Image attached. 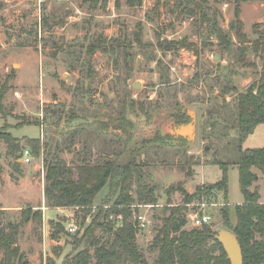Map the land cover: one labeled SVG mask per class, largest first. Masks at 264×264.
<instances>
[{
	"label": "rangeland",
	"instance_id": "1",
	"mask_svg": "<svg viewBox=\"0 0 264 264\" xmlns=\"http://www.w3.org/2000/svg\"><path fill=\"white\" fill-rule=\"evenodd\" d=\"M198 3L98 0L91 6L88 0H0V86L7 82L8 87L0 127L12 125L9 132L20 139L23 152L29 151L25 162L0 140V230L13 234L12 246L18 247L22 261L65 264L67 257L86 247L92 253L82 238L85 228L98 207L111 205L101 204L107 193L103 187L85 217L74 206H49L45 190L55 178L47 176V167L55 158L65 162L56 177L61 179H76L77 166L84 162L136 163L158 197V206L136 212L145 216L144 227L136 232L144 259L139 264H157L151 245L165 216L164 206L186 207L183 191L193 193L197 185L221 178L222 169L213 160L231 161L227 199L234 223V205L243 196L232 163L237 148L231 124L236 93L260 73L263 53L254 52L251 45L264 32V1L241 2L238 13L234 0H206L199 7ZM214 20L231 38L229 50L222 48L212 28ZM97 38L105 44L94 50L89 75L81 63ZM237 47H245L246 62L254 66L239 61ZM121 111L133 123L130 132L116 126ZM180 112L193 116L194 138L161 142V133L172 131L174 114ZM208 120L217 121L215 129L205 125ZM27 138L40 139L38 153H31ZM256 147H264V123L257 124L242 144V149ZM251 170L256 176L249 189L264 202V172L255 166ZM132 186L136 197L134 181ZM204 198L215 203L205 210L218 232L224 192L214 189ZM26 208L40 211V217L24 221ZM190 210L198 207L182 210L184 230L193 228ZM134 215L130 212L128 217L132 222ZM71 218L77 226L74 233L67 231ZM113 219L116 225L122 222L121 216ZM58 225L63 227L60 232ZM95 234L100 236V230Z\"/></svg>",
	"mask_w": 264,
	"mask_h": 264
},
{
	"label": "trees",
	"instance_id": "2",
	"mask_svg": "<svg viewBox=\"0 0 264 264\" xmlns=\"http://www.w3.org/2000/svg\"><path fill=\"white\" fill-rule=\"evenodd\" d=\"M87 1V0H84ZM91 6H95L98 0H88ZM181 1V0H180ZM188 1L189 0H184ZM206 0H200L198 7ZM249 0H234L236 3L235 13L239 11V4ZM264 1V0H258ZM189 13L192 11L188 10ZM209 19V18H208ZM212 28L222 44V48H231V38L225 31L218 27L214 20ZM242 36V35H241ZM183 41V40H182ZM181 41V42H182ZM178 43V42H176ZM105 40L97 38L87 47V57L82 61V68H85L89 75L91 57L95 49L102 47ZM169 46V45H168ZM173 46V45H172ZM170 47V46H169ZM254 52L260 51L262 63L257 79L250 82L246 88L236 94V106L231 127L235 130L233 142L237 148V158L232 163L237 166L240 191L243 201L234 205L235 221L230 218V207L227 199L228 177L227 171L231 161L213 160L222 169L221 178L210 184L197 185L193 193L184 192L185 203L200 201L203 197H209L214 189L224 192V202L221 207L222 229L236 235L242 249V264H264V202L259 201V194L249 189L252 180L255 178L251 167L255 166L264 172V147L242 149L245 139L253 133L257 124L264 123V32L251 45ZM238 58L244 66H254L246 62L245 47H237ZM79 57H77V60ZM195 76L198 77L196 74ZM235 90L234 84L228 87ZM7 82L0 86V112H3V98L7 92ZM135 102L131 99L129 106L133 109ZM122 112V111H121ZM119 114L117 127L130 132L133 123L129 121L124 112ZM179 112V111H178ZM211 112V111H210ZM214 112H217L214 109ZM211 115V114H210ZM180 121L186 119L184 112L174 114ZM211 117V116H210ZM23 123L14 126H21ZM205 125L211 128L216 127L217 121H206ZM12 125L4 124L0 127V140H4L10 153L19 157L23 153V146L18 137L9 132ZM169 137L161 134L160 141L167 143ZM166 140V141H165ZM170 142V141H169ZM26 144L34 153L41 149L39 138H27ZM17 167L18 163L14 162ZM65 162L55 158L47 167V176H52V186L46 188V197L49 206H74L78 211L86 214L92 208L96 194L107 187L105 198L101 204H111L109 207H98L94 219L85 228L83 239L87 246L93 248L91 253L88 247L77 252L72 257H67L65 264H88L91 258L94 264H139L143 262V255L136 245L137 228L134 222L128 219L130 211L127 207L118 206L130 204L134 200L142 203L156 205L158 197L154 194V187L145 181L144 175L138 169L136 163L129 160L119 163L116 160L108 159L102 163L91 165L84 162L77 166L78 175L76 179L56 178L60 169H63ZM135 182V195L131 193L132 184ZM55 189L56 193L52 192ZM185 206H164L165 216L161 220L152 241V248L157 251V264H232L227 258L222 244L216 239L217 231L213 230L210 224H203L184 230L186 219L183 213ZM23 220L40 217V211H32L26 208L22 211ZM122 217V222L116 225L113 218ZM99 229L101 235L95 234ZM63 230L58 225L57 232ZM14 236L11 232L0 230V261L2 264H29L22 261V254L18 247H13Z\"/></svg>",
	"mask_w": 264,
	"mask_h": 264
},
{
	"label": "built area",
	"instance_id": "3",
	"mask_svg": "<svg viewBox=\"0 0 264 264\" xmlns=\"http://www.w3.org/2000/svg\"><path fill=\"white\" fill-rule=\"evenodd\" d=\"M29 151L26 149L22 154H21V159H23L25 162H29ZM215 203L208 202L204 197L196 202V203H186V207H189L190 209L197 206L198 210L197 211H192L190 210L189 213L187 214L188 217L191 219V223L193 227H199L203 224H210L212 222V215L208 211L205 210V207H208L210 205H214ZM129 209V211L132 214H135L136 222H134V226L137 229H141L144 227V220L145 216L142 215L141 213L136 214L137 210L141 207H153V206H158V204L153 205V204H147V203H142V202H136V203H130L124 205ZM77 208V207H76ZM120 217V216H119ZM72 222L67 228L68 232L74 233L77 229L76 223L73 218H71Z\"/></svg>",
	"mask_w": 264,
	"mask_h": 264
},
{
	"label": "water",
	"instance_id": "4",
	"mask_svg": "<svg viewBox=\"0 0 264 264\" xmlns=\"http://www.w3.org/2000/svg\"><path fill=\"white\" fill-rule=\"evenodd\" d=\"M134 87H139L138 83H134ZM190 117L192 118L191 122L174 126L172 129V131L179 136H187L189 141L194 138L195 134V120L192 115ZM215 237L222 244L230 262L232 264H242V249L236 235L227 230L221 229L217 232Z\"/></svg>",
	"mask_w": 264,
	"mask_h": 264
},
{
	"label": "flooded vegetation",
	"instance_id": "5",
	"mask_svg": "<svg viewBox=\"0 0 264 264\" xmlns=\"http://www.w3.org/2000/svg\"><path fill=\"white\" fill-rule=\"evenodd\" d=\"M185 117H186V119L183 118L182 121H180L178 118H175L174 121H173L174 122V126H178V125H181V124H185V123L191 122L192 118L190 116L188 117V116L185 115ZM161 134L163 136H165V137H169L170 139H172V140H174V141H176L178 143L179 142H190L188 140L187 136L186 137L179 136L174 131H171L168 134H164V133H161Z\"/></svg>",
	"mask_w": 264,
	"mask_h": 264
}]
</instances>
